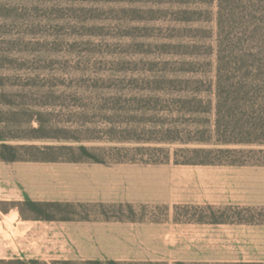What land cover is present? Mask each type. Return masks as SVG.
Instances as JSON below:
<instances>
[{
    "label": "rangeland",
    "instance_id": "obj_1",
    "mask_svg": "<svg viewBox=\"0 0 264 264\" xmlns=\"http://www.w3.org/2000/svg\"><path fill=\"white\" fill-rule=\"evenodd\" d=\"M219 66L264 85V0H0V144L63 161L31 170L38 196H173L152 160L264 162L187 150L219 147L196 140L225 133L264 138L242 129L251 108L207 93ZM257 102L248 120L260 128ZM151 208L163 206L88 207L95 217Z\"/></svg>",
    "mask_w": 264,
    "mask_h": 264
},
{
    "label": "crops",
    "instance_id": "obj_2",
    "mask_svg": "<svg viewBox=\"0 0 264 264\" xmlns=\"http://www.w3.org/2000/svg\"><path fill=\"white\" fill-rule=\"evenodd\" d=\"M46 163L0 160V264H264V165L161 163L173 196H38ZM125 204L163 208L88 209Z\"/></svg>",
    "mask_w": 264,
    "mask_h": 264
},
{
    "label": "trees",
    "instance_id": "obj_3",
    "mask_svg": "<svg viewBox=\"0 0 264 264\" xmlns=\"http://www.w3.org/2000/svg\"><path fill=\"white\" fill-rule=\"evenodd\" d=\"M217 79L215 84L211 86L210 90H207V93L214 96L216 99L217 104H234L236 102L241 103L243 107L245 108H251L248 111H244L242 113V121L244 122L242 125V129H248V133L252 132H262L264 137V123L263 126L258 128V125L251 124L248 118H254V114L257 112L254 110L255 105L258 103V100H263L264 102V85L256 84L257 79L256 76L252 73L245 74L241 78H238L237 76L231 75L230 71L227 69H224L219 66L218 72H217ZM203 82V81H202ZM247 118V119H244ZM248 126V128H247ZM215 133H220V127L217 126L215 128ZM2 143L0 144V148L3 149L4 154L0 155V160L5 161H17V160H24L26 158H17L16 157V150L17 147L13 145H9L4 142V140H1ZM200 144L208 145L212 144V146H219V147H196V148H187L188 151L192 152H219V153H228V154H235V153H241L244 154L245 152H258L264 154V149L260 150H245V149H237V148H223L220 146L224 145H249V144H255V143H264V138L262 140L253 139V138H236L232 136L230 133H225L224 135L220 134L217 136L216 140H213L212 138H203L196 140ZM82 149H86L85 147H82ZM159 151V149H157ZM30 160H45V161H55L56 159H42V158H33ZM93 161L97 162H103L102 160L92 158ZM73 161H81V160H73ZM170 162V160L167 161H161V160H152L151 163L155 164H161V163H167ZM176 164H230V165H264V162L259 161H250V160H244V161H193V160H186V161H175ZM89 264H102L100 262H93ZM109 264H117L114 262H111Z\"/></svg>",
    "mask_w": 264,
    "mask_h": 264
}]
</instances>
